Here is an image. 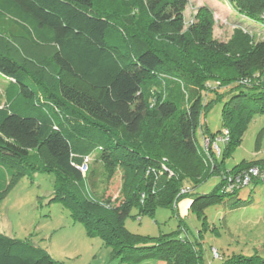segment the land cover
<instances>
[{
  "label": "trees",
  "instance_id": "trees-1",
  "mask_svg": "<svg viewBox=\"0 0 264 264\" xmlns=\"http://www.w3.org/2000/svg\"><path fill=\"white\" fill-rule=\"evenodd\" d=\"M227 2L264 24V0ZM189 3L0 0V74L7 78L0 204L22 178L52 172L51 200L102 237L120 264H204L200 243L180 231L148 236L126 227L133 209L154 216L160 207L176 210L184 196L198 216L228 200L237 208L248 202L241 191L264 181V159L222 169L254 116L264 114V30L247 24L224 41L214 35L216 8L200 4L187 24ZM217 101L224 102L222 129L201 143L203 117ZM218 136L224 151L214 146ZM251 168L258 175L236 183ZM216 174L222 181L212 192L194 194ZM117 175L115 196L108 191ZM234 259L264 264L258 256ZM0 264L65 263L0 232Z\"/></svg>",
  "mask_w": 264,
  "mask_h": 264
},
{
  "label": "rangeland",
  "instance_id": "rangeland-1",
  "mask_svg": "<svg viewBox=\"0 0 264 264\" xmlns=\"http://www.w3.org/2000/svg\"><path fill=\"white\" fill-rule=\"evenodd\" d=\"M202 2L216 8L214 35L219 39L228 40L237 27L251 29L247 24L264 30V24L245 19L227 0H190L185 11L187 24ZM260 82L264 86V73ZM6 84L7 78L0 74V92ZM223 106V101H217L204 115L203 126L198 131L201 143L205 133L214 134L222 129ZM215 143L216 149L224 151L226 145L221 136ZM260 159H264V114L254 116L240 145L225 158L222 169L231 170L243 161ZM55 181L56 174L52 172H37L22 178L0 204V232L29 239L65 264H120L121 259L114 256L113 248L102 237L89 235L67 207L51 200ZM221 181L220 174L213 175L197 185L193 192L210 193ZM120 184L121 176L117 175L108 194L116 196ZM105 188L103 185L101 191ZM241 197L248 202L231 208L232 201L228 200L207 209L203 216L190 211L191 198L188 196L178 201L176 210L160 207L154 216L139 215L138 210L133 209L126 219V227L133 233L148 236L180 231L182 236L200 243L197 246L202 250L204 264H235L234 258L239 255L264 259V181L244 188ZM135 264L164 262L150 258Z\"/></svg>",
  "mask_w": 264,
  "mask_h": 264
},
{
  "label": "built area",
  "instance_id": "built-area-1",
  "mask_svg": "<svg viewBox=\"0 0 264 264\" xmlns=\"http://www.w3.org/2000/svg\"><path fill=\"white\" fill-rule=\"evenodd\" d=\"M223 140V139H222ZM228 140V138H225V141H227ZM209 143H210V141L208 140V139H206L205 140V145L206 146H208L209 145ZM216 144V143H215ZM83 169H86V167H84ZM249 173H245V174H243V175H241V176H239V177H237L236 178V183H241V182H243V183H248L249 182V174H253V175H258V173H259V170H258V168H251V169H249ZM235 185V184H234Z\"/></svg>",
  "mask_w": 264,
  "mask_h": 264
},
{
  "label": "crops",
  "instance_id": "crops-1",
  "mask_svg": "<svg viewBox=\"0 0 264 264\" xmlns=\"http://www.w3.org/2000/svg\"><path fill=\"white\" fill-rule=\"evenodd\" d=\"M201 4H203V2H202ZM209 4H210V3H209Z\"/></svg>",
  "mask_w": 264,
  "mask_h": 264
}]
</instances>
